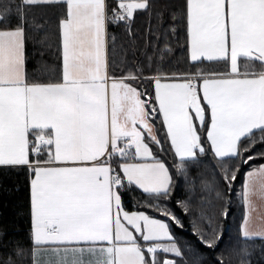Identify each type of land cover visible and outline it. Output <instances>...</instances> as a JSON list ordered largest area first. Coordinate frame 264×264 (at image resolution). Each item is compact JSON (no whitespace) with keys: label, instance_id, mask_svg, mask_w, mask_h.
Wrapping results in <instances>:
<instances>
[{"label":"snow or ice","instance_id":"6c2138e0","mask_svg":"<svg viewBox=\"0 0 264 264\" xmlns=\"http://www.w3.org/2000/svg\"><path fill=\"white\" fill-rule=\"evenodd\" d=\"M0 264H264V0H0Z\"/></svg>","mask_w":264,"mask_h":264},{"label":"trees","instance_id":"16d2710c","mask_svg":"<svg viewBox=\"0 0 264 264\" xmlns=\"http://www.w3.org/2000/svg\"><path fill=\"white\" fill-rule=\"evenodd\" d=\"M140 23H144L146 24V21H138V24ZM118 31V30H117ZM186 195H187V192H186V189L184 188L182 182L180 183V185L177 187L176 189V193H175V198L176 200H183L186 198ZM14 204H15V208L13 209L11 206L7 209V211L11 212V211H16L18 213H20V215H18L16 217V222L19 226V230H20V233H21V237L23 236L24 234V230L26 229L27 227V221L23 215V212H24V208H25V193L22 191L21 193H19L18 195L14 196L13 197V201H12ZM129 206H131V204L129 203ZM173 210L176 212V214L178 216H181V218H183L185 220V225L187 226L188 225V220L187 218H185L183 216V210L178 207L176 204H175V201L173 202ZM233 212L234 214H238V211L235 207V205H233ZM229 224L231 225L232 224V218L230 217L229 218ZM179 230H177L178 232ZM234 231L231 233V235L234 236ZM188 235H190V232L188 233ZM187 237H182L180 238L181 239V242L183 243V240L186 239Z\"/></svg>","mask_w":264,"mask_h":264}]
</instances>
